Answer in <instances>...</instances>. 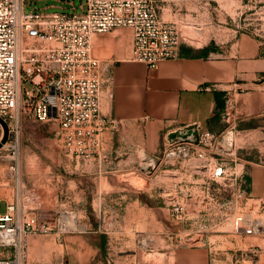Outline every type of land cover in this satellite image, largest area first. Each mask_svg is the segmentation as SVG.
Returning a JSON list of instances; mask_svg holds the SVG:
<instances>
[{"label":"crops","instance_id":"1","mask_svg":"<svg viewBox=\"0 0 264 264\" xmlns=\"http://www.w3.org/2000/svg\"><path fill=\"white\" fill-rule=\"evenodd\" d=\"M68 1L74 5L83 2L60 0L59 5L65 7ZM158 3L161 21L175 25L180 35L181 27L192 28L197 30L200 41L211 40L201 28L209 24L205 2ZM130 50L131 30L127 28L91 38L92 55L107 63L104 76L108 86L101 93L100 113L120 121L117 130L103 134L97 155L83 159L66 154L54 139V123L21 120L22 126L27 122L31 127H44L42 135L51 132L52 139L37 148V159L30 157L29 154L34 155L30 147L26 149L29 152L22 149L19 187L12 180L8 165L0 163V211L16 198L24 212H37L45 220H52L57 209H68L83 228L60 236H29L24 264H125L130 260L128 256L137 264L134 239L137 226L142 224L137 219L143 217L149 218L145 227L153 235L159 231L172 233V228L178 233L212 234L192 244L150 242L153 250L158 251V246L168 250L159 253L162 264H237L239 252L250 248L259 250V264H264V236L235 234L230 223L222 220L231 213L232 203L238 202L239 173L246 180L247 203L264 201V164L237 162V176L215 180L209 178L213 168L210 159L209 164L191 159L157 167L148 177L140 172L147 159L160 154L171 133L193 123L217 132L220 109L216 95L220 101L233 100L234 117L239 121L261 114L264 45L239 33L234 42L209 51L205 57L180 46L178 59L162 61L154 67L131 61ZM26 155L35 160L26 161ZM130 175L156 183L165 177L166 186L170 181L180 182L181 193L164 195L165 205L160 212L137 210V189L129 182ZM177 205L181 208L177 220L185 222L181 231V226L173 227V222L163 225L157 216L162 214L167 220L172 217L171 207ZM89 214L98 218L101 214L102 221L117 225L118 231L101 232L91 225Z\"/></svg>","mask_w":264,"mask_h":264},{"label":"built area","instance_id":"2","mask_svg":"<svg viewBox=\"0 0 264 264\" xmlns=\"http://www.w3.org/2000/svg\"><path fill=\"white\" fill-rule=\"evenodd\" d=\"M159 0H83L49 12L25 11L24 0H0V120L7 136L0 147V158L11 161L9 170L19 177V133L21 120L54 123V139L59 149L74 157L88 159L101 151L102 136L115 131L120 121L100 113L101 93L108 86L107 63L94 57L91 38L119 28L131 30V61L154 67L179 58L181 35L173 24L158 16ZM110 97V90H107ZM226 105L222 118L229 121ZM193 133L183 139L165 138L161 152L146 160L140 169L151 176L157 167L191 159H209L210 180L236 173V149L232 132L215 134L199 123L179 129ZM4 129L0 123V143ZM5 152V156L1 152ZM238 202L245 213L232 211L222 220L235 234L264 236V213L254 218L253 208L264 211V201L247 203V185L238 174ZM246 197V198H243ZM172 217L180 207H171ZM74 212L57 211L52 220L37 212H24L18 199L0 211V249L10 255L0 264H24L26 241L31 235L60 236L77 231ZM74 224V225H73ZM259 250L241 251L237 264H259Z\"/></svg>","mask_w":264,"mask_h":264},{"label":"rangeland","instance_id":"3","mask_svg":"<svg viewBox=\"0 0 264 264\" xmlns=\"http://www.w3.org/2000/svg\"><path fill=\"white\" fill-rule=\"evenodd\" d=\"M60 0H24V9L29 11L32 9L38 11L49 12L54 9L66 8L59 5ZM206 3L205 19L208 25L201 28L205 30V33L211 36L210 41H200L198 32L192 28L181 27V41L180 46L184 49H191L195 52L193 54H202V49L209 47L211 50H216L217 48H224L228 46L236 39L239 33L247 34L256 40H258L262 45H264V0H202ZM76 6V5H75ZM196 28V27H195ZM199 28V27H197ZM191 37V40L187 38ZM199 49V50H198ZM223 108L219 111V121L217 132L219 134L222 132H232L234 137V147L236 149V160L238 164L244 165L246 163L254 164H264V110L259 111L260 115L254 117L245 118L242 121L235 119L234 117V102L231 98H224ZM230 106L229 108V121L226 122L225 118H222V112L225 106ZM53 127L49 128L52 131ZM42 131H46L44 127L34 126L31 127L26 122L22 126L20 123V133H19V166L22 163V149L26 150L30 147L34 155L30 157L37 159V148L44 144L46 141L50 142L52 136L48 132L46 136L42 135ZM46 134V133H45ZM29 152V150H26ZM5 152H1L4 157ZM27 157V158H26ZM26 161L30 160L28 156H25ZM0 163H6L8 167L11 165V161L6 158H0ZM10 171V170H9ZM10 174L12 175L11 171ZM12 180L15 182V178L12 175ZM19 180V177H18ZM156 181V180H155ZM167 180H158L156 182H151L149 178H141L137 175L129 176V182L133 187L137 189V210H149L157 209L160 212V208H164L165 202L163 196L167 193H181L179 189L180 182L170 181L167 186L165 182ZM19 182V181H18ZM17 183V182H16ZM156 183V184H155ZM19 187L18 183L16 184ZM240 201L237 203V211H242ZM68 209H57V211ZM91 213V212H90ZM264 211L259 210L256 206L253 208L252 215L254 218H258ZM92 216L89 214V219L92 226L99 229L101 232H117V225H108L106 222L102 221V215ZM158 220L163 225L165 223L173 222V227L181 226L183 228V223L181 220H177L174 217L164 218V215L157 213ZM264 216V215H262ZM142 222L137 226V236L135 241H137V264H162L163 256L160 252H168L153 250L151 249L150 242H165L172 240L184 243H194L199 240V238L208 239L212 234L206 233H178L177 230L170 228L169 232L159 231L157 235L150 234L149 227H145V223H148L149 218L137 219ZM78 227L76 230H82V226L77 221ZM172 227V226H171ZM174 231V232H173ZM114 240V239H113ZM158 252V253H157ZM10 255L9 249H0V258H5ZM129 261L125 264H134L135 261L133 257L128 256Z\"/></svg>","mask_w":264,"mask_h":264},{"label":"water","instance_id":"4","mask_svg":"<svg viewBox=\"0 0 264 264\" xmlns=\"http://www.w3.org/2000/svg\"><path fill=\"white\" fill-rule=\"evenodd\" d=\"M0 123H1V125L3 126V129H4L3 139H2V141H1V143H0V147H1V144H3V143L5 142V140H6L7 132H6L5 125L2 123L1 120H0ZM192 133H193V132H192L190 129H187L185 132L178 130V131H175V132L171 133V134L168 136V138H169V139H173V138H176V137H177V138L183 139V138H185V137L191 135Z\"/></svg>","mask_w":264,"mask_h":264},{"label":"trees","instance_id":"5","mask_svg":"<svg viewBox=\"0 0 264 264\" xmlns=\"http://www.w3.org/2000/svg\"><path fill=\"white\" fill-rule=\"evenodd\" d=\"M209 51H211V49L209 47H205L202 49L201 55L205 57ZM215 99H216L217 107L221 110L223 108V101H220L217 95L215 96Z\"/></svg>","mask_w":264,"mask_h":264},{"label":"bare ground","instance_id":"6","mask_svg":"<svg viewBox=\"0 0 264 264\" xmlns=\"http://www.w3.org/2000/svg\"><path fill=\"white\" fill-rule=\"evenodd\" d=\"M74 225V224H73Z\"/></svg>","mask_w":264,"mask_h":264}]
</instances>
